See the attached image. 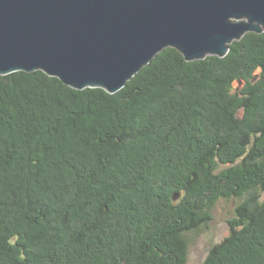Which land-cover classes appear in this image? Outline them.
Returning a JSON list of instances; mask_svg holds the SVG:
<instances>
[{
    "label": "trees",
    "instance_id": "obj_1",
    "mask_svg": "<svg viewBox=\"0 0 264 264\" xmlns=\"http://www.w3.org/2000/svg\"><path fill=\"white\" fill-rule=\"evenodd\" d=\"M257 188L264 32L223 58L165 48L113 94L0 75V264H182V234ZM202 264H264V200Z\"/></svg>",
    "mask_w": 264,
    "mask_h": 264
},
{
    "label": "water",
    "instance_id": "obj_2",
    "mask_svg": "<svg viewBox=\"0 0 264 264\" xmlns=\"http://www.w3.org/2000/svg\"><path fill=\"white\" fill-rule=\"evenodd\" d=\"M249 32H264V0H0V75L113 94L165 48L223 58Z\"/></svg>",
    "mask_w": 264,
    "mask_h": 264
},
{
    "label": "rangeland",
    "instance_id": "obj_3",
    "mask_svg": "<svg viewBox=\"0 0 264 264\" xmlns=\"http://www.w3.org/2000/svg\"><path fill=\"white\" fill-rule=\"evenodd\" d=\"M235 85L236 82H233V86ZM222 168V165L215 164L213 172L218 173ZM248 199L253 206L255 203L261 204L264 200V190L251 189L241 196L220 198L214 202L209 208V220L182 234L185 244V256L182 264H202L211 247L229 235L230 221L235 218L237 207Z\"/></svg>",
    "mask_w": 264,
    "mask_h": 264
}]
</instances>
